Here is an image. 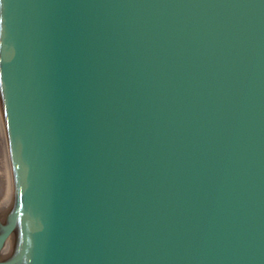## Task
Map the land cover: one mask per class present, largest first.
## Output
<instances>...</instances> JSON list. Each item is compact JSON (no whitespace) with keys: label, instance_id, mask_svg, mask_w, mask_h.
Returning a JSON list of instances; mask_svg holds the SVG:
<instances>
[{"label":"water","instance_id":"water-1","mask_svg":"<svg viewBox=\"0 0 264 264\" xmlns=\"http://www.w3.org/2000/svg\"><path fill=\"white\" fill-rule=\"evenodd\" d=\"M0 264H264V0H0Z\"/></svg>","mask_w":264,"mask_h":264}]
</instances>
